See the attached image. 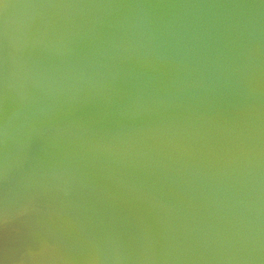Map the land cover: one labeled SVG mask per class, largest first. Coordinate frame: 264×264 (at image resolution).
<instances>
[{
	"label": "water",
	"instance_id": "obj_1",
	"mask_svg": "<svg viewBox=\"0 0 264 264\" xmlns=\"http://www.w3.org/2000/svg\"><path fill=\"white\" fill-rule=\"evenodd\" d=\"M0 264H264V0H0Z\"/></svg>",
	"mask_w": 264,
	"mask_h": 264
}]
</instances>
